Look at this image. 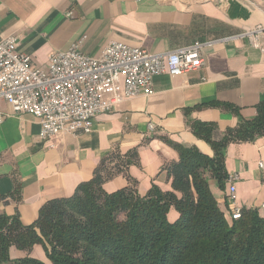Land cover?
Returning a JSON list of instances; mask_svg holds the SVG:
<instances>
[{"label": "crops", "instance_id": "obj_1", "mask_svg": "<svg viewBox=\"0 0 264 264\" xmlns=\"http://www.w3.org/2000/svg\"><path fill=\"white\" fill-rule=\"evenodd\" d=\"M258 26L264 27V0H0V32L16 37L18 50L38 67L45 66L52 52L78 42L89 56L114 42L152 54L197 43L204 62L182 76H156L151 95L121 100L111 113L97 115L89 132L52 142L39 139L36 118L13 114L0 100V195L13 197L0 204V214L17 215L23 226L32 224L45 203L68 198L89 181L111 151L137 153L127 175L140 195L152 185L172 191L163 169L178 160L172 144L213 156L192 134L190 123L215 125L214 139L219 140L236 127L234 111L250 121L264 103V53L237 37ZM258 40L264 46V33ZM224 168L227 175H238L237 206L255 210L264 220V136L229 144ZM208 185L228 221L227 183L220 189L210 179ZM127 186L126 178L118 175L103 188L112 193ZM176 217L171 210L168 220ZM10 257L47 263L38 245L30 253L10 248Z\"/></svg>", "mask_w": 264, "mask_h": 264}, {"label": "trees", "instance_id": "obj_2", "mask_svg": "<svg viewBox=\"0 0 264 264\" xmlns=\"http://www.w3.org/2000/svg\"><path fill=\"white\" fill-rule=\"evenodd\" d=\"M234 114L236 127L219 140L214 139L215 125L189 124L192 134L211 148L212 157L171 145L178 160L163 169L172 191L152 185L140 195L127 175L137 153L111 151L89 181L70 197L45 203L32 224L23 226L17 215L0 214V264H264V220L255 210H242L240 219L227 221L209 190L210 179L224 188L229 144L264 136V103L250 121ZM118 175L128 186L107 193L104 184ZM9 198L0 195V204ZM171 210L177 215L173 222L168 220ZM36 245L47 263L10 257V248L30 253Z\"/></svg>", "mask_w": 264, "mask_h": 264}, {"label": "built area", "instance_id": "obj_3", "mask_svg": "<svg viewBox=\"0 0 264 264\" xmlns=\"http://www.w3.org/2000/svg\"><path fill=\"white\" fill-rule=\"evenodd\" d=\"M263 33L264 27L258 26L237 37L264 53L258 40ZM80 46L78 42L65 51L52 52L45 66L38 67L18 50L16 37L0 32V100L10 106L13 114L36 118L38 137L44 142L87 133L97 115L111 113L121 100L151 95L156 76H182L204 63L202 45L197 43L152 54L114 42L97 56L82 53ZM148 130L152 131L153 126L149 125ZM237 180V174L228 175L226 180L229 221L240 219L242 211L236 204Z\"/></svg>", "mask_w": 264, "mask_h": 264}]
</instances>
